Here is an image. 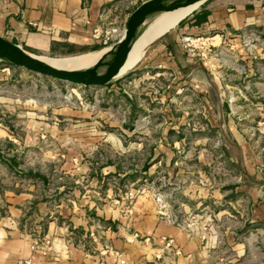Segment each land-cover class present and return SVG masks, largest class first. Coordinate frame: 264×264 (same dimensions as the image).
Instances as JSON below:
<instances>
[{
	"label": "rangeland",
	"instance_id": "rangeland-1",
	"mask_svg": "<svg viewBox=\"0 0 264 264\" xmlns=\"http://www.w3.org/2000/svg\"><path fill=\"white\" fill-rule=\"evenodd\" d=\"M148 1L124 0L113 7L104 23L106 43L52 54L22 48L49 58L108 52L131 15ZM186 17L96 88L52 80L0 60V196L32 186L40 190L39 182L47 196H73L72 184H77L76 190L89 196H111L108 201L121 204L129 216L134 208L153 207L163 219L204 233L214 246V264H264L263 231L237 233L243 220L234 214L248 207L244 201L239 206L234 196H247L249 190L243 183L248 154L237 152L236 140L245 150L250 146L256 162L250 193L264 196V135L249 133L247 118V99L264 98V40L245 39V55L215 47L203 59L223 73L228 101L240 106L244 119L236 118L235 124L241 135L234 137L224 121L204 117L193 87L170 89L172 76L144 68L154 44Z\"/></svg>",
	"mask_w": 264,
	"mask_h": 264
},
{
	"label": "crops",
	"instance_id": "crops-1",
	"mask_svg": "<svg viewBox=\"0 0 264 264\" xmlns=\"http://www.w3.org/2000/svg\"><path fill=\"white\" fill-rule=\"evenodd\" d=\"M123 1L0 0V36L43 54L92 47L107 38L106 18ZM185 34L214 36L218 48L245 55V39L264 40V0L205 1L180 27L164 34L143 62L156 75L172 76L168 88L193 87L204 104V117L224 121L232 136L240 137L235 120L244 118L240 106L230 104L236 100L227 99L223 73L214 72L210 61L187 56L181 48ZM247 101L249 133L264 135V126H256L264 125V98ZM235 146L238 153L248 154L243 183L249 187L247 196H234L239 206L241 201L248 204L247 209L234 213L243 220L236 231L264 233V196L250 193L257 179L256 162L250 146L245 150L239 140ZM39 183L40 190L32 186L0 196V264H214V246L204 233L168 222L153 207L134 208L129 216L121 204L108 201L111 196H89L88 191L76 190L77 184H72L73 196H47L43 182ZM62 191L61 187L57 193ZM132 234L139 239H132ZM35 237L49 240L47 255L32 250ZM167 240H172L169 247Z\"/></svg>",
	"mask_w": 264,
	"mask_h": 264
},
{
	"label": "water",
	"instance_id": "water-1",
	"mask_svg": "<svg viewBox=\"0 0 264 264\" xmlns=\"http://www.w3.org/2000/svg\"><path fill=\"white\" fill-rule=\"evenodd\" d=\"M205 1L207 0H150L142 4L131 15L124 34L118 42L98 62L86 68L76 70L57 69L42 62L38 59L37 55L25 51L21 46L12 43L2 36H0V60L8 65L22 68L27 72L42 75L52 80L65 82L77 87L88 86L96 88L104 86L118 75L119 69L126 60L132 40L137 36L140 28L145 27L148 20L166 10L194 2H200V6Z\"/></svg>",
	"mask_w": 264,
	"mask_h": 264
},
{
	"label": "bare ground",
	"instance_id": "bare-ground-1",
	"mask_svg": "<svg viewBox=\"0 0 264 264\" xmlns=\"http://www.w3.org/2000/svg\"><path fill=\"white\" fill-rule=\"evenodd\" d=\"M199 4L200 2H194L188 5L178 6L163 11L148 20L143 30L132 40L124 64L140 54L143 56L146 49L156 38L173 28L180 20L191 14L199 7ZM106 51L107 49H103L59 58L38 56V59L57 69L76 70L86 68L98 62Z\"/></svg>",
	"mask_w": 264,
	"mask_h": 264
},
{
	"label": "built area",
	"instance_id": "built-area-1",
	"mask_svg": "<svg viewBox=\"0 0 264 264\" xmlns=\"http://www.w3.org/2000/svg\"><path fill=\"white\" fill-rule=\"evenodd\" d=\"M95 34H97L95 32ZM107 38H104L103 42L106 43ZM247 45V43H246ZM217 47V48H215ZM181 48L190 58L196 59H205L208 56L214 54L213 48L221 51V48H218L215 43L214 36L208 37L204 35H190L185 34L181 37ZM168 222L175 223L173 220H167ZM178 225V224H176ZM179 226V225H178ZM133 238H137V235H134ZM172 240H167L165 246H171ZM31 248L34 252H37L41 255H47L50 250V242L46 238H33ZM122 263L124 261H121Z\"/></svg>",
	"mask_w": 264,
	"mask_h": 264
}]
</instances>
